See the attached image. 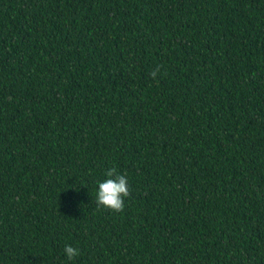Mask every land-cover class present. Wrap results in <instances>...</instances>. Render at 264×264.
Returning a JSON list of instances; mask_svg holds the SVG:
<instances>
[{
	"label": "trees",
	"instance_id": "obj_1",
	"mask_svg": "<svg viewBox=\"0 0 264 264\" xmlns=\"http://www.w3.org/2000/svg\"><path fill=\"white\" fill-rule=\"evenodd\" d=\"M0 264H264V0H0Z\"/></svg>",
	"mask_w": 264,
	"mask_h": 264
},
{
	"label": "clouds",
	"instance_id": "obj_2",
	"mask_svg": "<svg viewBox=\"0 0 264 264\" xmlns=\"http://www.w3.org/2000/svg\"><path fill=\"white\" fill-rule=\"evenodd\" d=\"M160 71L159 66L151 72L155 78ZM106 179L98 182L95 202L98 208L102 207L113 212H122L125 207V198L130 195L127 176L118 172L115 167L106 170ZM64 253L69 260L79 256L80 252L71 245H66Z\"/></svg>",
	"mask_w": 264,
	"mask_h": 264
}]
</instances>
